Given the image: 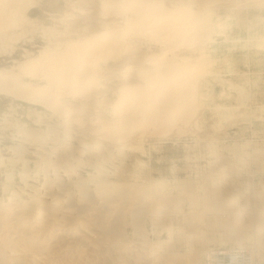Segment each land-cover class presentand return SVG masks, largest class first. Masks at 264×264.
Returning <instances> with one entry per match:
<instances>
[{
  "label": "bare ground",
  "instance_id": "bare-ground-1",
  "mask_svg": "<svg viewBox=\"0 0 264 264\" xmlns=\"http://www.w3.org/2000/svg\"><path fill=\"white\" fill-rule=\"evenodd\" d=\"M31 2L0 0L1 40L15 43L32 31L34 18L28 16L30 21L24 8ZM235 3L232 0H97V14L91 16L86 11L88 16L84 12L81 15L85 16L74 17L68 11L69 16H59L65 30L49 35L47 44L37 53L25 50V58L16 64L18 71L0 70V90L47 107L55 113L52 115L57 114L67 123L69 131L71 125L77 127L79 134L93 143L132 147V143L141 144L151 135L157 138L191 135L209 141L215 154L218 140L208 133L236 119V114L221 116L209 129L205 123L207 106L202 87L204 78L216 71L215 45L210 34L228 20L214 11L237 8ZM238 7L240 12L239 3ZM261 22L264 23V17ZM26 23L32 27H22ZM261 42L264 44V37ZM145 43L162 47L150 54L148 48H143ZM180 46L190 50V57L179 58L174 50ZM101 96L114 99L107 102ZM75 98L78 101L73 104L71 100ZM103 100L111 106L109 115L96 112L100 111L99 106L104 107ZM30 133L27 132L29 136ZM96 148L99 149L92 145L90 150L94 152ZM58 154H53L57 157L52 163L55 168L66 162L60 157H68ZM214 156H209L208 170L195 182L181 178L155 183L151 178L154 175L143 177L120 166L115 174H107L114 175V181H108L107 177L91 180L92 174L88 175L90 181L87 178L79 181L75 200L65 191V183L57 186L62 196L47 189H41L44 192L41 193L38 186L27 185L29 199H17L15 195L14 199L0 201V264H199L197 252L209 243L217 246L207 251L204 264H217L215 250L219 245L230 242L237 246L244 235H256L264 243V190L260 195L251 186L239 187L236 179L247 159H241L239 165L231 159ZM48 160L44 161L47 166ZM70 167L74 169L73 165ZM65 171L68 174L69 170ZM60 182L63 180L59 185ZM237 190L241 191L236 193ZM186 205L192 210H185ZM146 223L155 238H148ZM127 228L136 240H128ZM160 235H164L163 239ZM181 248L186 249L185 255Z\"/></svg>",
  "mask_w": 264,
  "mask_h": 264
},
{
  "label": "rangeland",
  "instance_id": "rangeland-1",
  "mask_svg": "<svg viewBox=\"0 0 264 264\" xmlns=\"http://www.w3.org/2000/svg\"><path fill=\"white\" fill-rule=\"evenodd\" d=\"M31 1L32 2L28 4L30 6H27L28 9L26 8V6L24 8L26 14L28 13L27 17L29 16L31 18H34L32 19V21L28 17L29 20L32 21L31 23L33 25L31 23H26L23 24L24 26L22 25V27L26 28L27 26V28H30L33 26L32 31L35 34H33V32L30 30L29 34L27 33L28 36L26 35L25 38L21 39V41L19 39L18 42H16V40L15 43H8L5 42V40H1L2 31L0 33V70L3 72L18 71L16 64L17 62L22 61L25 58L26 51H30L32 53L34 52V54L37 53L38 50H40L47 44L49 35H53L54 31L58 34V31L62 30V28H64L63 30H65V24L58 21V18L61 19L60 17L63 18L66 15H75L74 17H81L85 15L88 16V12L89 15L90 13H92L91 16H93L98 13L97 11H99V8L97 10L98 5L95 4V2L97 3V0H89L90 3L88 1L82 0H77V2L76 0H67L70 3H68V5H66V0ZM232 1L234 3L236 2L235 6H237V8H217L214 11L220 14L223 19L228 18V20L225 22V24L222 25V27L220 26V28H217L215 26L216 24L214 23L216 30L210 34V37H212L211 40L213 41V45H215L214 56L217 59L216 71L213 74H208L204 78V84L202 87V92L206 96L205 104L207 106L204 112V116L206 118L205 123L207 127L209 126V129L214 127V123H216V121L219 120L221 116L230 115L232 113L236 114L234 115V117L236 116V119H233V121L224 124L222 128L218 129L217 131L208 133L210 134V137L213 136L215 137V140H218L215 143V145L217 146V151L216 153L214 152L215 154H212L213 152H211L209 141L199 140L191 135H174L171 136L172 138L170 136H158L157 138L156 135H151L147 138H144V140L142 141L143 143L141 144L132 143V147L124 145H111L108 146V148L105 144L100 145V142L99 144L96 142L93 143L87 136L85 137V135L82 136L83 134H79V130H76L78 129L77 127L71 125V128H73L69 131V128H66L68 127L67 123H63V120L59 118L57 114V117L55 115H52L55 113L47 107L32 101L29 102L26 99L24 100L22 98L16 97L15 95H11L10 93L0 90V199L2 197L0 201H8L10 198L14 199L16 196L17 199L27 200L30 198L29 188L37 186H41L39 188L37 187V189L40 190L41 193H44L41 189H47L49 191L52 190L55 195L58 194V196H62V194L60 195L59 192H57L59 189L57 188V186L61 187L62 185H64L63 183H65V191H68L73 199L71 196L70 198L72 200H75L77 199L79 193L77 186V184H79V181H86V178L87 181H90V177H92L91 180H97L107 177L109 179L108 181H114V175H111L110 177L107 176V174H113L121 167L122 170L133 171L141 176L143 175V177H151L152 175H154L151 178L155 181V183L157 181L165 182L168 180L172 182L174 179L180 180L181 178L182 180L195 182L197 180L199 181V179L203 176L202 173L208 170L209 156L214 155V157H218L220 159H231L234 164L239 165H241L242 163L241 159H247V161H245V168L241 170L240 176H237L236 178L238 179V185L242 188L251 186L253 192L261 195L264 190V44L261 42L263 41L264 37V23L261 22L264 17V0H261L262 3L260 2V0ZM241 1L244 2L241 4ZM258 1L260 4H258ZM238 3L240 7L242 6L240 12ZM253 3L254 6H252ZM93 5L96 7V9H94L95 7L93 8L94 11L96 10L95 13L92 10ZM82 7L84 11H82L83 9L81 10ZM68 11L70 13L69 15ZM59 12L61 14H58ZM84 12H86L85 15H81V13ZM54 13L58 17L55 15L53 16ZM63 13L65 14L61 16ZM260 15H262L263 17ZM52 16L53 18H50ZM57 23L59 25H57ZM52 25L53 29L51 28ZM58 27L60 28L58 29ZM51 29L52 33L50 32ZM56 29L58 30L56 31ZM64 32L65 31H63L62 33ZM259 42L261 44H259ZM144 45L146 47H144ZM258 45L261 47H258ZM157 47L161 48L162 46H160L159 44L156 45L154 43L143 44V48H148L147 51L149 53L151 52L150 54L157 52ZM174 51L179 53V58H185L186 56L190 57L191 53L190 50L183 46L177 47ZM237 89L239 90L237 91ZM102 98H105L106 101L108 99L110 101L114 99V97L112 96H101V100ZM75 99L71 100L73 104H76L77 102L75 101H78V98ZM109 100L107 102H109ZM104 101L105 100H103V102ZM100 102L102 103V101ZM105 102L102 103L104 107H102L101 103L99 104L101 105V107L99 106L100 109L98 108V110L100 111H96L97 113L102 112L109 115V113L111 112V106L110 104H106ZM105 106L107 108H105ZM64 129H67L68 132ZM31 130L34 131L36 136ZM57 130L59 131L58 133ZM27 132L28 134L29 132H31L30 136L27 134ZM53 132L55 133V135ZM32 135H34L35 137ZM39 138L41 140H39ZM92 145L93 147L99 148H96L98 152H93L92 150H90ZM219 147H221L222 149ZM56 151L58 152L56 153ZM61 151L64 153L62 154ZM90 151H92L94 154ZM221 151H223L224 153ZM53 154H58V157L59 155L62 156L66 154L69 158L66 156H62L60 158H62L66 162L68 161L67 163L68 165L70 163V165L68 166L67 163L63 161L65 163L63 165L64 167L61 166L55 168L54 166H52V163L53 160H56L57 157L53 156ZM240 154L243 155L240 156ZM48 158L49 160L51 159L52 162L49 161ZM45 159L48 160V166L46 165V163H44V161H46ZM104 159L106 160V162ZM210 159L213 158L210 157ZM49 164L51 165V167H49ZM146 164L147 166L149 165V168L146 166ZM24 165H26V167H24ZM71 165H73L74 169L70 167ZM135 165L137 167L139 165L141 166H139L138 169ZM47 167L49 168L47 169ZM130 167L134 169H131ZM193 167H195V169ZM65 169H67V171L69 170L70 172L68 171V174L65 173ZM196 169H198L199 171ZM147 171L150 172H148V174L146 175ZM72 172L74 173V175L72 174L71 177L70 173ZM6 173L8 174V176L10 174L11 175L8 177ZM90 174L92 175L90 176ZM98 174H101V177ZM196 174L199 175V177ZM88 175L90 177H88ZM79 177H81V179ZM48 179H50L51 183L54 184L48 185L51 184L50 181H47ZM45 180L48 182V184H46L47 182ZM60 180H63V182H60L61 185L58 184ZM71 182L72 184H70ZM66 183L70 184L69 187L68 184L66 186ZM27 185L29 188H27ZM16 188H18V191ZM21 190H23L25 193ZM239 191L241 190H237L235 192L239 193ZM228 197L230 199L231 195H228ZM245 198H247V195H245ZM187 205L185 206V210H192V208ZM144 227L148 230V232H150L148 238H155V236L151 234V231L149 229L150 226L148 225V223H146ZM126 233L127 238L129 236L128 240H136L130 228L126 229ZM160 236L161 239H163L164 235ZM216 246L217 245H215L214 243H209V245L205 246V248L198 250L197 255L199 264H204L207 251L213 249ZM253 249H256V251L254 252V255H251L250 252ZM181 251L184 253L186 249L181 248ZM215 252L217 254V264H264V243L260 242L259 239H257L256 235H252L250 237L244 235L240 244L237 246H232L230 242H226L223 245H219ZM230 253H233L232 256Z\"/></svg>",
  "mask_w": 264,
  "mask_h": 264
}]
</instances>
